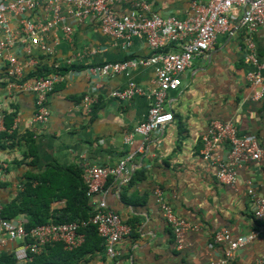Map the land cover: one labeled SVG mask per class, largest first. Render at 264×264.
I'll use <instances>...</instances> for the list:
<instances>
[{
	"label": "crops",
	"instance_id": "0c3cea01",
	"mask_svg": "<svg viewBox=\"0 0 264 264\" xmlns=\"http://www.w3.org/2000/svg\"><path fill=\"white\" fill-rule=\"evenodd\" d=\"M4 1L9 0L0 3ZM194 1L207 0H147L151 13L180 19L193 15ZM111 7L119 16L131 11L128 2ZM60 13L63 21L41 34L51 52L32 45L25 34L19 33V15L9 17L14 40L0 55V105L7 129L0 133V162L6 164L5 180L0 182L4 211L15 200L22 205L30 200L32 209L42 210L51 200V211H60L68 200L62 193L75 192L80 182L76 173L84 163L115 167L133 155L128 164L130 174L112 176L105 184L108 207L132 227L131 234L117 247V264H223L228 244L215 241V234L223 228L229 230L231 239L257 234L225 264H254L264 258V225L254 215L255 201L264 198V165L242 162L233 188L218 180L216 166L202 155L203 137L214 120L231 122L240 136L253 137L264 148V99H252L257 87L248 79V74L258 68L245 60L251 39L260 64H264V27L250 32L242 23L243 9L234 10L229 29L218 35L206 56L194 60L182 73L181 86L168 94L165 109L174 113V122L146 140L134 129L147 119L149 98L136 95L125 102L111 94L130 82L153 90L155 66H139L129 75L111 77L89 70L107 62L148 59L153 51L146 39L133 38L125 45V40L104 34L95 15L79 22L66 6ZM26 16L33 23H46L54 20L55 13L41 4ZM63 25L73 29L70 39ZM3 37L6 34L0 27ZM169 48L180 50L178 45ZM10 56L24 66V80L54 72L63 74L64 80L48 97L51 116L47 124L34 122L37 96L33 92L9 87L16 81L8 75ZM262 74L264 78V71ZM87 95L96 99L91 111L83 106ZM128 135H132L130 142L126 141ZM228 152L224 146L222 158L228 159ZM28 177L39 178L41 194L20 201L18 196ZM33 183L38 186V181ZM250 185L253 197L248 194ZM157 190L177 216L199 226V230L186 235L182 250L176 248L173 230L163 217ZM101 197L95 196L96 200ZM52 216L49 214L47 220H54L55 214ZM31 218L32 214L18 212L11 220L27 225ZM2 236L0 232V240ZM21 245V241L7 238L5 243L0 242V260L9 255L14 257V264L31 263L16 259L15 251ZM59 251L56 248L34 264H114L101 236H89L87 244L75 252Z\"/></svg>",
	"mask_w": 264,
	"mask_h": 264
},
{
	"label": "built area",
	"instance_id": "2783aa9c",
	"mask_svg": "<svg viewBox=\"0 0 264 264\" xmlns=\"http://www.w3.org/2000/svg\"><path fill=\"white\" fill-rule=\"evenodd\" d=\"M123 2L130 4L131 11L123 16L113 13L111 6ZM41 4L54 11L53 21L33 23L26 16L27 12ZM62 6H66L79 22L91 15L99 17L102 32L125 40V45H129L133 38H145L148 42L153 51L148 59L107 62L89 69L92 74L111 77L120 73L129 75L132 69L139 66H155L156 86L153 90L146 91L130 82L125 88L115 90L111 94L113 98L125 102L132 100L136 95H145L149 98L150 108L147 119L134 129L135 134L143 136L146 140L163 126L174 122V113L165 109L168 94L181 86L182 73L193 64L194 60L206 56L213 48L218 35L229 29L230 15L234 10L243 9L242 23L250 32L264 27V0L194 1L191 5L193 15L185 19L174 16L162 17L151 13L147 0H9L0 3V27L6 34V37L0 38V55L13 44L14 35L9 28L10 15L21 17L19 33L25 34L32 45L41 46L46 52H51L52 49L43 41L41 34L49 32L63 21L60 15ZM63 29L70 39L72 27L63 25ZM170 45H178L180 50L165 51ZM255 50V44L248 39V53L245 60L247 63L257 65L258 68L257 72L248 74V79L257 87L252 99L260 101L264 99L262 74L264 64H260ZM8 59L10 61L8 75L16 80L9 84V87L33 92L37 96L34 122L47 124L51 116L47 106L48 97L56 85L64 80L63 74L54 72L27 81L24 80V66L14 57L10 56ZM95 103L96 99L87 95L83 106L87 111H91ZM5 130H7L5 111L0 105V133ZM131 139L132 135H128L126 141L130 142ZM224 146L229 150L228 159L222 158L220 154ZM202 155L204 160L216 166L218 180L233 188L238 183L237 170L242 162L257 161L264 165V148L253 137L240 136L238 128L231 122L211 121L209 131L203 137ZM132 158L133 155L128 156L115 167L90 163L82 165V178L93 207V213L86 221L56 223L50 220L27 229L24 222L3 218V205L0 203V232L3 235L1 244L5 243L6 238L11 241H21L22 245L16 249L15 257L20 261L31 262L34 256L44 253L49 246L58 243L65 251L80 248L86 242V235L80 229L93 225L105 240L107 256L117 264L116 259L119 256L117 247L132 229L118 213L108 207L105 200V184L112 176L130 174L128 164ZM5 171L6 164L0 162V182L5 180ZM248 194L250 197L255 196L251 185L248 187ZM97 195L102 196L100 200H96ZM156 196L161 204L163 217L173 230L176 248L184 249L186 235L191 231L199 230V226L177 216L172 206L162 198L160 190L156 191ZM254 215L264 225V198L255 201ZM256 236L257 234L254 233L231 239L228 229L223 228L218 231L215 234V241L219 244H228L225 260L222 263H227L236 250L248 245ZM254 264H264V258L258 259Z\"/></svg>",
	"mask_w": 264,
	"mask_h": 264
},
{
	"label": "trees",
	"instance_id": "16d2710c",
	"mask_svg": "<svg viewBox=\"0 0 264 264\" xmlns=\"http://www.w3.org/2000/svg\"><path fill=\"white\" fill-rule=\"evenodd\" d=\"M169 49L170 48L168 46L165 48V51H169ZM7 135H8L7 133L4 134V136H7ZM8 137L12 139V136L8 135ZM2 148H5V146L2 145ZM82 173H83L82 168H79V170L76 173L77 175L76 177H78L80 182H79V186L76 187L75 192L73 193V191H69L67 193H62V195L68 197L67 205L64 209L53 213L50 209L51 200L46 202L43 210H42V207H37V208L32 209V207L30 206V200H27L28 203H24V205L17 204L15 200L14 202H12L9 206L5 208V211L3 209V213H2L3 218L7 220H11L18 212H23V213L25 212L28 214H32L34 219L33 218H31V220L29 219V223H27L26 225L27 229L49 222L50 220L49 221L47 220V218L49 217V214L51 215V217H53L52 214H55L54 221L56 223H72V222H80V221L88 220V218L93 213V207H92V204L90 205V202H89L90 200L87 196V186L83 181ZM27 181L28 183H26L25 189L18 196V199L20 201H23V200L25 201L31 195L39 196L41 194V190H40L41 186H39L40 185L39 178L28 177ZM37 181H38V186H34L33 182H37ZM35 206H37V204H35ZM42 212L43 214L39 215ZM80 231L85 233L86 242L80 248L74 251H66V252L68 253L75 252L83 248L87 244L89 240V236H96V237L100 236L98 234L96 226H93V225H90L86 228H81ZM56 248L60 249L59 252L64 250L63 246L59 243L49 246L44 253L34 256L33 261L29 264H34L39 259H45L49 255L48 253L51 251L53 252ZM64 252L65 250L63 251V253ZM68 253H64V254H68ZM14 262H15L14 257L9 256V255L2 256L0 260V264H14Z\"/></svg>",
	"mask_w": 264,
	"mask_h": 264
}]
</instances>
